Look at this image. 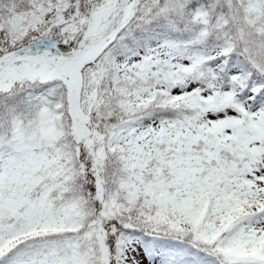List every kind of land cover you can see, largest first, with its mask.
<instances>
[{
    "label": "snow or ice",
    "instance_id": "obj_1",
    "mask_svg": "<svg viewBox=\"0 0 264 264\" xmlns=\"http://www.w3.org/2000/svg\"><path fill=\"white\" fill-rule=\"evenodd\" d=\"M0 264H264V0H0Z\"/></svg>",
    "mask_w": 264,
    "mask_h": 264
}]
</instances>
